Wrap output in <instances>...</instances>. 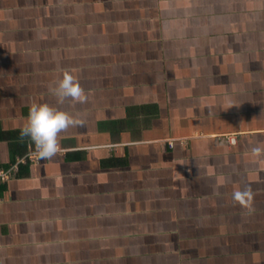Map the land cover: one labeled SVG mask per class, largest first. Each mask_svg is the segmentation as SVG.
Returning a JSON list of instances; mask_svg holds the SVG:
<instances>
[{
  "label": "crops",
  "instance_id": "0c3cea01",
  "mask_svg": "<svg viewBox=\"0 0 264 264\" xmlns=\"http://www.w3.org/2000/svg\"><path fill=\"white\" fill-rule=\"evenodd\" d=\"M32 103L83 121L51 159ZM25 155L0 264H264V0H0V167Z\"/></svg>",
  "mask_w": 264,
  "mask_h": 264
},
{
  "label": "clouds",
  "instance_id": "9594fccd",
  "mask_svg": "<svg viewBox=\"0 0 264 264\" xmlns=\"http://www.w3.org/2000/svg\"><path fill=\"white\" fill-rule=\"evenodd\" d=\"M50 92L57 98L58 103H63L66 99L79 103L87 102V95L80 86L76 78L64 72L58 79L55 86L50 88ZM83 121L59 111L48 104L32 103L29 106L26 123L20 130L21 137H27L35 147L34 155L40 158L51 159L62 151L59 145V134L66 132L70 127L82 125ZM262 149L252 148V153L259 156ZM234 203L243 207H249L253 199V192L250 187L237 190L232 194Z\"/></svg>",
  "mask_w": 264,
  "mask_h": 264
},
{
  "label": "built area",
  "instance_id": "2783aa9c",
  "mask_svg": "<svg viewBox=\"0 0 264 264\" xmlns=\"http://www.w3.org/2000/svg\"><path fill=\"white\" fill-rule=\"evenodd\" d=\"M225 141L228 143H232L233 139H231L230 137H227V138H225ZM29 158L31 160H34L33 156L25 155L21 158H18L17 162H15V164H12V165L8 166L7 168L0 167V186L4 185L5 182H7L12 177V175H14V173L17 171V166L19 164H25L27 162V160H29Z\"/></svg>",
  "mask_w": 264,
  "mask_h": 264
}]
</instances>
